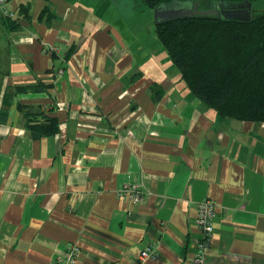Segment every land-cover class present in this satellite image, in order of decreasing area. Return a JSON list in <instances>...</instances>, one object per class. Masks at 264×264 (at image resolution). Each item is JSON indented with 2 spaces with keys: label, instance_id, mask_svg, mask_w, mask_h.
I'll return each mask as SVG.
<instances>
[{
  "label": "crops",
  "instance_id": "obj_1",
  "mask_svg": "<svg viewBox=\"0 0 264 264\" xmlns=\"http://www.w3.org/2000/svg\"><path fill=\"white\" fill-rule=\"evenodd\" d=\"M5 7L17 25L0 20V264H56L70 243L77 264H130L149 243L157 257L138 264H191L204 198L215 207L204 264H264V121L195 97L127 10ZM27 110L57 131L34 136ZM125 183L140 201L118 195Z\"/></svg>",
  "mask_w": 264,
  "mask_h": 264
},
{
  "label": "trees",
  "instance_id": "obj_2",
  "mask_svg": "<svg viewBox=\"0 0 264 264\" xmlns=\"http://www.w3.org/2000/svg\"><path fill=\"white\" fill-rule=\"evenodd\" d=\"M137 1L150 9L172 1H188L191 5L198 1L199 9H210L219 1H246L252 7L264 8V0ZM202 3L210 7L201 8ZM18 11L27 13L24 6ZM16 17L3 14L1 23L15 28ZM154 30L160 45L195 97L222 117L264 121V11L252 13L247 21L216 15L178 17L154 22ZM35 87L41 88L40 85ZM39 114L42 113L26 111L31 133L37 137L55 133L58 129L56 118L42 114L41 120L36 121ZM4 117V113L0 114V119Z\"/></svg>",
  "mask_w": 264,
  "mask_h": 264
},
{
  "label": "built area",
  "instance_id": "obj_3",
  "mask_svg": "<svg viewBox=\"0 0 264 264\" xmlns=\"http://www.w3.org/2000/svg\"><path fill=\"white\" fill-rule=\"evenodd\" d=\"M7 0H0V11L4 15L12 16L13 13L10 12L6 7L5 3ZM126 134H131V131L127 129ZM118 195L128 196L129 198L140 201L142 198V190L140 184L138 183H125L118 190ZM197 213L194 219L195 225L197 226L200 236L196 241L194 252L190 257L191 264H204V253L206 248L209 246L214 226H213V215L215 212L214 203L208 199L204 198L196 204ZM158 253L153 243L145 245L139 252V255L135 261L130 264H138L146 258H155ZM78 260V249L76 245L70 243L55 258L56 264H77Z\"/></svg>",
  "mask_w": 264,
  "mask_h": 264
},
{
  "label": "water",
  "instance_id": "obj_4",
  "mask_svg": "<svg viewBox=\"0 0 264 264\" xmlns=\"http://www.w3.org/2000/svg\"><path fill=\"white\" fill-rule=\"evenodd\" d=\"M198 6V1L194 5H191V2L188 3V1H172L165 5H157L153 9V21L159 23L178 17L196 15H216L228 20L247 21L252 13L264 11V8L252 7L251 3L246 1L240 3H222L219 1L218 6L213 3L210 9H199Z\"/></svg>",
  "mask_w": 264,
  "mask_h": 264
},
{
  "label": "rangeland",
  "instance_id": "obj_5",
  "mask_svg": "<svg viewBox=\"0 0 264 264\" xmlns=\"http://www.w3.org/2000/svg\"><path fill=\"white\" fill-rule=\"evenodd\" d=\"M95 5V9L98 11L105 13L106 15H111L121 10L126 13L128 11V15H126V20L128 21L131 29L136 28L137 31H140L144 36V42L147 41V37L156 38V34L154 31V25L150 26L146 25L141 19L142 18H150L153 20V9H150L142 4H140L137 0H89ZM12 4V2H11ZM208 4H201V8H209ZM134 15V16H133ZM2 15H0L1 17ZM1 20V18H0ZM153 33V36H152ZM151 44V39L149 40ZM158 42V40H157ZM152 46V44H151Z\"/></svg>",
  "mask_w": 264,
  "mask_h": 264
},
{
  "label": "flooded vegetation",
  "instance_id": "obj_6",
  "mask_svg": "<svg viewBox=\"0 0 264 264\" xmlns=\"http://www.w3.org/2000/svg\"><path fill=\"white\" fill-rule=\"evenodd\" d=\"M216 5L218 6V4L216 3ZM223 6V5H222ZM223 7H225V6H223ZM189 8H191V7H189Z\"/></svg>",
  "mask_w": 264,
  "mask_h": 264
}]
</instances>
